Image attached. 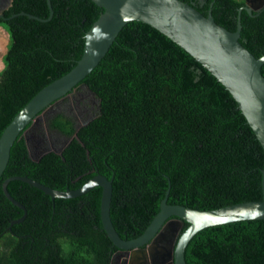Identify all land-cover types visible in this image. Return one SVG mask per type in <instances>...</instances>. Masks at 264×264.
<instances>
[{
    "label": "trees",
    "instance_id": "16d2710c",
    "mask_svg": "<svg viewBox=\"0 0 264 264\" xmlns=\"http://www.w3.org/2000/svg\"><path fill=\"white\" fill-rule=\"evenodd\" d=\"M204 14L192 0H182ZM12 0L0 26L9 43L0 71V137L15 116L46 86L82 58L86 34L103 9L93 0ZM215 21L238 26V0H209ZM241 15V43L264 55V22ZM264 75V66L262 67ZM98 101L95 117L77 128L63 112L46 116L50 132L70 140L60 154L34 161L23 135L0 178V264H109L118 250L101 220L103 189L53 199L22 181L76 190L98 174L113 183L111 218L122 239L141 236L169 205L216 210L263 199L264 150L232 94L182 47L152 26L127 24L99 65L83 80ZM42 134L40 131L39 135ZM12 226V229L9 228ZM189 227L185 222L183 230ZM187 264H264V220L212 226L189 242Z\"/></svg>",
    "mask_w": 264,
    "mask_h": 264
},
{
    "label": "water",
    "instance_id": "95a60500",
    "mask_svg": "<svg viewBox=\"0 0 264 264\" xmlns=\"http://www.w3.org/2000/svg\"><path fill=\"white\" fill-rule=\"evenodd\" d=\"M103 9L100 17L86 34L82 58L66 75L43 88L11 121L0 137V178L5 172L11 150L21 135L25 138L30 157L38 162L46 153L36 136L28 135L32 127L42 121V116L78 86L85 87L96 96L83 80L99 65L109 52L123 28L133 21L143 22L161 32L182 47L198 63L207 69L232 94L256 134L264 150V55L257 58L240 41L242 23L238 20L237 30L231 32L219 25L212 14H202L193 5L182 0H93ZM248 2V0H247ZM12 0H0V19ZM48 19L26 12L17 15L31 19L49 21L54 15L51 0ZM100 101V100H98ZM100 109V107H99ZM77 126H82L88 124ZM70 140L65 145L68 146ZM65 146V147H66ZM65 147L57 153H62ZM22 181L43 191L53 199L76 198L95 187L103 189L101 220L112 243L125 251L127 264H187L186 248L201 230L212 226L248 220H264V168L262 170L263 199L243 202L216 210L201 211L182 205H169L171 182L161 203V210L150 226L138 238L124 240L114 227L111 218L113 183L98 174L76 190L60 191L48 187L27 176L10 177L3 183V192L15 206L24 210V215L12 221V225L23 222L27 210L8 191L11 181ZM185 222L189 227L183 230ZM12 229V226L9 230ZM168 237L170 247L163 246Z\"/></svg>",
    "mask_w": 264,
    "mask_h": 264
},
{
    "label": "flooded vegetation",
    "instance_id": "af4514ba",
    "mask_svg": "<svg viewBox=\"0 0 264 264\" xmlns=\"http://www.w3.org/2000/svg\"><path fill=\"white\" fill-rule=\"evenodd\" d=\"M238 1L239 2L243 1V4H241L239 7L237 6L238 20L244 12L252 17H259L261 15L264 16V0H248V2L247 0H238ZM192 2L202 7V9L204 10L205 16H208L211 13L213 18L215 16L220 17L219 12L221 9L222 10L227 9V10H230L231 14L233 13L232 9L229 6L224 7V8H215V13H214L213 12L214 3H212L209 8L208 7L209 0H192ZM260 20L264 22V18ZM90 95L91 94L88 92V90L85 87L78 86L71 94H69L67 97L63 98L62 100H60L58 103H56L53 106V108H55L56 110L53 111V113H51V116L57 114L58 112H63L64 114L66 113L65 115L69 116L70 114L74 112V110L77 109L78 115L75 118L74 117L72 118L77 122L78 126L85 124L88 121H91L95 117V113L98 110L99 106H98V101L96 100L95 96L91 95L93 97V99H91ZM81 106L83 107L81 108ZM44 121L42 119V121H40L37 125L32 127L28 135L30 137L36 136L38 140L40 141L42 149L46 153H49L52 151L58 152L62 150L66 146L65 143L67 139L57 135L58 133L56 134V133L50 132L47 126L43 124ZM40 131L42 132V134H40L38 137V133ZM58 146L59 148L56 149ZM162 245L166 247H170L168 237L163 240ZM109 264H127L126 258H125V251L118 249L113 254L112 260Z\"/></svg>",
    "mask_w": 264,
    "mask_h": 264
},
{
    "label": "rangeland",
    "instance_id": "374dc122",
    "mask_svg": "<svg viewBox=\"0 0 264 264\" xmlns=\"http://www.w3.org/2000/svg\"><path fill=\"white\" fill-rule=\"evenodd\" d=\"M0 37H2V38H4V48L2 49V50H0L1 52H0V71H2L3 70V68H4V63H3V57H4V55L6 54V52H7V46H8V43H9V35H8V33L5 31V30H3L1 27H0ZM90 97H91V99H93V97L90 95ZM73 104V103H72ZM83 106H81V108H82ZM56 109L55 108H53L52 110H49L46 114H44L43 116H42V119L43 120H46V116L48 115V116H51V113H53V111H55ZM66 114V113H65ZM78 115V111H77V109L76 110H74V112L72 113V114H70L69 116H71V117H76ZM59 148V146L56 148V149H58Z\"/></svg>",
    "mask_w": 264,
    "mask_h": 264
},
{
    "label": "bare ground",
    "instance_id": "6f19581e",
    "mask_svg": "<svg viewBox=\"0 0 264 264\" xmlns=\"http://www.w3.org/2000/svg\"><path fill=\"white\" fill-rule=\"evenodd\" d=\"M248 11V10H247ZM251 14V13H250ZM1 36V35H0ZM4 48V38L0 37V50ZM1 52V51H0Z\"/></svg>",
    "mask_w": 264,
    "mask_h": 264
}]
</instances>
